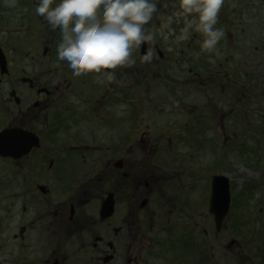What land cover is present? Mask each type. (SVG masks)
Here are the masks:
<instances>
[{
  "label": "flooded vegetation",
  "instance_id": "obj_1",
  "mask_svg": "<svg viewBox=\"0 0 264 264\" xmlns=\"http://www.w3.org/2000/svg\"><path fill=\"white\" fill-rule=\"evenodd\" d=\"M19 12L23 18L12 20ZM32 32L33 53L26 50L27 34ZM0 33H5L0 36V133L20 130L17 135H0V264H169L171 259L176 260L173 264L192 263L184 259L183 243L194 231L186 233V225L171 217L182 200L183 185L175 174L162 178L160 166L150 164L153 151L142 146L143 136L60 132L69 128L65 116L82 115V106L100 123L116 126L121 115L115 116L114 108L123 99L119 70H107L115 73L116 81L101 84L97 97L89 101L90 96L73 95L78 100L72 101L68 94L76 78L56 59L60 31L36 14L34 0H17L14 8L0 4ZM258 99L262 142L264 89ZM260 168L257 259L263 264L264 158ZM209 216L218 235L229 211L218 230L214 215ZM174 228L182 233L171 236ZM236 247L241 245L231 239L225 252L253 261L247 247L256 251L257 245L247 244L243 255L234 251Z\"/></svg>",
  "mask_w": 264,
  "mask_h": 264
},
{
  "label": "rangeland",
  "instance_id": "obj_2",
  "mask_svg": "<svg viewBox=\"0 0 264 264\" xmlns=\"http://www.w3.org/2000/svg\"><path fill=\"white\" fill-rule=\"evenodd\" d=\"M155 2L157 13L145 26L155 34L146 47L151 59L143 61L140 46L134 47L131 59L135 62L117 68L123 99L113 114H120L121 120L110 127L82 106V115L65 116L69 128L60 132L143 136L142 146L153 151L150 164L160 166L162 178L175 174L178 185H183L182 200L171 217L186 225V233L194 231L187 241L183 240L187 245L186 262L197 264L200 257L201 264H259L261 232L256 218L262 205L260 163L264 141L259 138L262 123L258 111L262 105L257 95L264 89V0H224L214 26L222 29L224 36L212 52L201 49L203 36L198 32L190 31L186 39H178L184 26L182 19H174L170 28L164 26L167 17L178 11L177 0ZM19 18H23L20 12L11 19ZM35 37L33 32L27 34L26 50L31 48L32 53ZM156 46L163 52L162 60ZM96 75L75 77L69 100H78L73 95L90 96L89 101L97 97L102 85L96 82ZM126 99H135V106ZM219 174L228 175L231 203L226 227L216 235L207 211L211 180ZM174 189L175 185L169 192ZM181 233L180 228L169 230L171 236ZM232 238L241 245L234 250L241 255L247 244L257 245L256 251L247 247L253 261L225 252ZM174 262L171 259L169 264Z\"/></svg>",
  "mask_w": 264,
  "mask_h": 264
},
{
  "label": "clouds",
  "instance_id": "obj_3",
  "mask_svg": "<svg viewBox=\"0 0 264 264\" xmlns=\"http://www.w3.org/2000/svg\"><path fill=\"white\" fill-rule=\"evenodd\" d=\"M224 0H177V8L164 26L183 20L178 39H186L190 31L203 36L200 47L212 52L224 36L214 27ZM17 0H0L9 8ZM36 14L53 30L59 29L61 42L56 59L73 77L97 74L98 84L115 82L113 70L129 66L132 49L154 40L155 34L145 26L157 13L155 0H34ZM5 33H0V36ZM147 62L151 54L142 57ZM123 107V106H122ZM258 195V194H257Z\"/></svg>",
  "mask_w": 264,
  "mask_h": 264
},
{
  "label": "water",
  "instance_id": "obj_4",
  "mask_svg": "<svg viewBox=\"0 0 264 264\" xmlns=\"http://www.w3.org/2000/svg\"><path fill=\"white\" fill-rule=\"evenodd\" d=\"M144 45H142L141 53H144ZM18 129H7L4 132H10L14 135L18 132ZM229 204L228 193V180L224 176L212 177V193L210 200L209 211L215 215V221L217 226L220 225L222 218L224 217Z\"/></svg>",
  "mask_w": 264,
  "mask_h": 264
}]
</instances>
